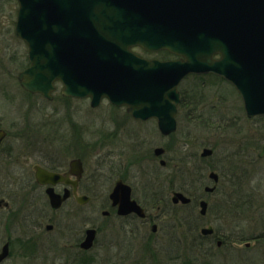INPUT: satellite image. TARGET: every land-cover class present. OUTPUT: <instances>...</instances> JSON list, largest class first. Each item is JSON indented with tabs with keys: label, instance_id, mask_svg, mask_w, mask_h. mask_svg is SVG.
I'll use <instances>...</instances> for the list:
<instances>
[{
	"label": "flooded vegetation",
	"instance_id": "obj_1",
	"mask_svg": "<svg viewBox=\"0 0 264 264\" xmlns=\"http://www.w3.org/2000/svg\"><path fill=\"white\" fill-rule=\"evenodd\" d=\"M14 1L15 27L20 4ZM28 67L19 71L17 80L10 79L16 80L14 86L19 91L13 96L14 114L7 111L10 115H0V132L5 134L0 140V229L5 232L0 237V255L6 252L0 264H166L167 259L175 264H264V223L257 220L259 227L250 231L247 222L253 223V218H247L246 204L238 206L242 228L237 233L216 228L215 219L207 222L211 207L198 195L201 181L195 171L188 186L189 174L171 177V185L177 180L186 185L170 189V195L161 170L153 180L149 175L139 186L133 183L136 150L146 140L129 126L131 122L156 124V133L146 136L150 138H167L177 131L164 135L157 121L136 120L127 110L130 120L125 115L89 113L84 104L88 99L65 96L59 82L54 84L50 99L30 93L18 78ZM21 92L24 95L20 96ZM36 98L48 102L49 107L32 101ZM89 118H109L114 126L89 123ZM158 149L163 150L160 155ZM166 153L160 146L153 157L145 154L139 159L149 163L154 158L165 168ZM212 172L208 174L212 186L203 191L207 195L214 194L221 181L217 172L218 182L211 179ZM45 173L54 175L53 180L46 182ZM160 180H164L161 185ZM119 183L130 188L129 197L122 186L115 190ZM206 188L214 190L207 192ZM176 192L190 201L175 203ZM202 202L207 203L205 213ZM254 210V205L249 207L250 212ZM93 214L96 217L90 216ZM185 236L191 238L192 251H199V256L184 259L181 255ZM165 242L173 243L175 254L170 257L163 249ZM234 246L245 250L239 259L215 260L216 251L225 253ZM252 248L256 251L248 253Z\"/></svg>",
	"mask_w": 264,
	"mask_h": 264
},
{
	"label": "water",
	"instance_id": "obj_2",
	"mask_svg": "<svg viewBox=\"0 0 264 264\" xmlns=\"http://www.w3.org/2000/svg\"><path fill=\"white\" fill-rule=\"evenodd\" d=\"M18 1L15 33L30 63L18 78L28 92L50 99L61 82L65 96L90 98L94 108L107 99L134 119H156L170 135L177 129L181 82L213 74L235 87L249 118L264 116L263 0ZM137 47L179 59L148 60L133 52ZM212 154L205 149L202 157ZM44 176L46 182L54 177ZM210 178L218 182L215 172ZM120 186L129 197L130 188L119 183L115 190ZM173 200L190 201L180 192ZM201 206L205 213L207 203Z\"/></svg>",
	"mask_w": 264,
	"mask_h": 264
},
{
	"label": "rangeland",
	"instance_id": "obj_3",
	"mask_svg": "<svg viewBox=\"0 0 264 264\" xmlns=\"http://www.w3.org/2000/svg\"><path fill=\"white\" fill-rule=\"evenodd\" d=\"M15 10L14 0H0L1 116L7 111L11 112V116L12 113L14 114L16 99L13 96H17L16 93L19 92L14 84L17 85L15 82L19 71L28 66L27 46L25 42L14 35ZM134 51L149 60L172 61L177 59L166 51L150 53L139 48ZM12 78L16 79L15 82L10 81ZM179 91L182 100L177 116L178 130L175 134L167 138L158 136L156 138V135L150 138L146 136H148V132L156 133V124L151 121L145 123L133 121L129 125L135 129L136 133L141 132L139 136L146 140L136 150L138 158L133 169L135 173L133 183L139 186L138 182L145 181L149 175L153 180L159 177L161 170L166 178V188L170 195L171 188L179 189L180 186L186 185L183 183L184 181L177 180L181 173L185 176L189 174L186 181L188 186L191 184L188 180L192 172L195 171L201 181L198 195H203L211 207L206 221L210 223L215 219L216 228H224L237 233L242 228L238 206L246 204L244 209L248 212L245 210L244 212H246L247 218H253V223L252 220L247 223L250 225V231L254 232L259 227L258 223H264V158L258 157V153L264 146V116L248 118L240 95L230 84L216 76L189 75L179 85ZM21 95L24 93L21 92ZM32 101L38 102L45 109L49 107L48 102L41 98L32 99ZM84 104L89 113H100L103 116L125 115L128 120L132 119L126 115L125 108L115 107L108 100H104L97 108L91 107L90 100ZM6 115L10 114L7 112ZM92 121L105 126H114L113 121L109 118L88 119L89 123ZM160 146L167 150L165 168H161L154 158L150 159L149 163L140 160V157L145 154L153 157L154 149ZM204 149H212L213 154L202 158L201 154ZM126 154L127 151L125 159L128 160ZM211 171L217 172L221 176V181L218 190L214 194L207 195L203 191L205 186H212V182L208 180V174ZM173 176L178 178L176 183L171 185L170 179ZM162 181L164 182V180ZM162 181L160 180L158 184L161 185ZM193 191L195 192V189ZM252 205L255 206V210L250 212L249 207ZM95 215L90 216L96 217ZM257 220H259L258 223ZM4 235L5 232L1 227L0 237H4ZM185 239H189V241ZM190 239L185 236L181 245L183 250V252L181 250V255L184 259L185 256H199V251L197 254L196 250L192 251L194 248L191 247ZM166 242L163 249L167 251V257H170L175 254L173 243L166 244ZM244 251L243 246L231 247L230 251L225 253L216 251L215 255L218 258L215 260L220 261V257L222 260H227L229 256H232V260L239 259L238 256L243 255ZM255 251V248H252L248 253ZM167 260L169 262L166 264H175L169 259ZM204 260L208 262V258H204ZM199 264L201 263L199 262Z\"/></svg>",
	"mask_w": 264,
	"mask_h": 264
},
{
	"label": "bare ground",
	"instance_id": "obj_4",
	"mask_svg": "<svg viewBox=\"0 0 264 264\" xmlns=\"http://www.w3.org/2000/svg\"><path fill=\"white\" fill-rule=\"evenodd\" d=\"M138 134H141V132H138L137 135H138Z\"/></svg>",
	"mask_w": 264,
	"mask_h": 264
},
{
	"label": "trees",
	"instance_id": "obj_5",
	"mask_svg": "<svg viewBox=\"0 0 264 264\" xmlns=\"http://www.w3.org/2000/svg\"><path fill=\"white\" fill-rule=\"evenodd\" d=\"M172 189V188H171Z\"/></svg>",
	"mask_w": 264,
	"mask_h": 264
}]
</instances>
